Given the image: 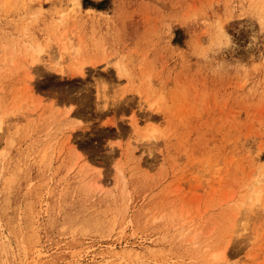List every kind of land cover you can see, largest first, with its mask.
<instances>
[{"label": "rangeland", "instance_id": "obj_1", "mask_svg": "<svg viewBox=\"0 0 264 264\" xmlns=\"http://www.w3.org/2000/svg\"><path fill=\"white\" fill-rule=\"evenodd\" d=\"M0 264H264V0H0Z\"/></svg>", "mask_w": 264, "mask_h": 264}, {"label": "bare ground", "instance_id": "obj_2", "mask_svg": "<svg viewBox=\"0 0 264 264\" xmlns=\"http://www.w3.org/2000/svg\"><path fill=\"white\" fill-rule=\"evenodd\" d=\"M64 46H65L64 48H67L66 45H64ZM30 47L34 50L35 56H37L41 52V50L43 49L42 46L39 43H33ZM35 61H36V59H34L33 62H35ZM57 64H61L60 61ZM81 70H82V68H81ZM258 200H259V198H258Z\"/></svg>", "mask_w": 264, "mask_h": 264}]
</instances>
